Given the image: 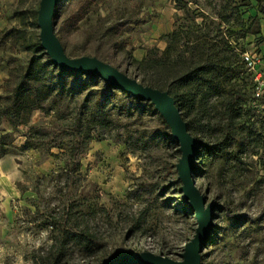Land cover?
<instances>
[{
    "label": "rangeland",
    "instance_id": "rangeland-1",
    "mask_svg": "<svg viewBox=\"0 0 264 264\" xmlns=\"http://www.w3.org/2000/svg\"><path fill=\"white\" fill-rule=\"evenodd\" d=\"M40 2L2 0L5 79L28 65L41 41ZM56 11V35L69 56H96L144 84L139 61L152 48L163 51L176 28L188 32L175 49L187 56L204 41L233 55L224 94L180 99L198 140L194 180L216 205L202 264H264V104L254 98L248 114L227 107V91L249 96L264 74V0H60ZM242 51L259 66L252 69ZM44 107L19 131L1 120L0 137L11 132L14 143L0 168L14 186L0 183V264H100L124 250L181 261L196 211L178 178L180 143L154 105L81 74L63 77ZM27 142L33 148H23ZM68 228L88 230L91 251L68 242L61 257Z\"/></svg>",
    "mask_w": 264,
    "mask_h": 264
},
{
    "label": "trees",
    "instance_id": "trees-1",
    "mask_svg": "<svg viewBox=\"0 0 264 264\" xmlns=\"http://www.w3.org/2000/svg\"><path fill=\"white\" fill-rule=\"evenodd\" d=\"M34 12L37 17L38 11ZM56 18L57 14L55 22ZM169 36L167 46L163 51L152 48L148 55L138 63L146 67L143 77L145 85L167 90L174 97L179 108L181 107L180 99L186 95H192L196 99L201 94L206 99L224 94L227 83L230 81L226 76L235 70L234 61H232L233 55L216 45L209 47L208 41H204L188 47L191 55L187 56L188 50L180 52L175 49L185 37L189 38L188 32L179 31L176 28ZM189 41L190 39L186 40V43ZM32 47H34V54L28 65L17 74H13V76L10 74L3 83L4 94L0 95V101L5 100L7 104L0 108V125L4 116L8 117L13 128L27 123L33 110L45 108L44 105L49 96L59 87L63 77L75 78L81 75V73L74 74L59 70L51 58L43 54L44 49L41 46V41H37ZM40 52L42 54H38ZM241 55L244 59V51L241 52ZM251 75L253 77V72ZM47 80H50V85L46 83ZM183 87L187 91H184ZM227 92L230 98L227 106L228 112L238 114L239 110H242L248 114L253 110L250 104L255 95L254 80H252L249 96L235 91ZM238 103L241 108L237 107ZM9 133L11 132H5L0 137V158L8 152V146L14 143L11 137L8 138ZM87 138L88 140L92 139L90 135ZM23 148L31 149L33 144L27 142ZM63 239L64 243L59 251L61 257L67 249L68 242H74L77 246L88 251H91L96 243L91 233L85 229L68 228L63 234Z\"/></svg>",
    "mask_w": 264,
    "mask_h": 264
},
{
    "label": "water",
    "instance_id": "water-1",
    "mask_svg": "<svg viewBox=\"0 0 264 264\" xmlns=\"http://www.w3.org/2000/svg\"><path fill=\"white\" fill-rule=\"evenodd\" d=\"M60 0H41L38 9L41 46L54 65L69 73L95 75L108 82L115 89H122L145 101H150L168 123L173 137L180 143L182 156L177 166L178 178L182 180V190L189 204L196 211L198 226L195 235L185 245L183 259L174 260L151 252L118 251L113 252L100 264H202V251L210 242L214 230V211L216 205L201 194L193 177L194 159L198 140L188 128L174 97L167 91L145 85L135 77H130L121 69L92 55L69 56L61 40L56 35L55 16Z\"/></svg>",
    "mask_w": 264,
    "mask_h": 264
},
{
    "label": "built area",
    "instance_id": "built-area-1",
    "mask_svg": "<svg viewBox=\"0 0 264 264\" xmlns=\"http://www.w3.org/2000/svg\"><path fill=\"white\" fill-rule=\"evenodd\" d=\"M244 57L247 62L250 61L252 63V69H254L256 65L259 66L260 59H258L254 53H248ZM254 92V98L261 100L264 104V74L255 76Z\"/></svg>",
    "mask_w": 264,
    "mask_h": 264
},
{
    "label": "crops",
    "instance_id": "crops-1",
    "mask_svg": "<svg viewBox=\"0 0 264 264\" xmlns=\"http://www.w3.org/2000/svg\"><path fill=\"white\" fill-rule=\"evenodd\" d=\"M2 0L0 1V24H1V22L3 21L2 20ZM7 75H6V72L4 71V70H0V93L2 92V84H3V81H4V79H5V77H6ZM8 128V127H7ZM20 128L21 127H19V129H18V131L20 130ZM8 131H12L13 129H7ZM18 142V141H17ZM19 142L21 143V144H23V141L22 140H20V138H19ZM18 142V143H19ZM6 182H8L9 184H10V186H12V188H13V183H12V180H11V176H9V174L8 173H5L4 171H3V169H2V167L0 168V183H3V186L6 188H8V187H10V186H7V183Z\"/></svg>",
    "mask_w": 264,
    "mask_h": 264
}]
</instances>
